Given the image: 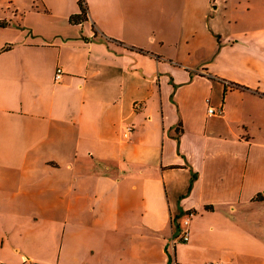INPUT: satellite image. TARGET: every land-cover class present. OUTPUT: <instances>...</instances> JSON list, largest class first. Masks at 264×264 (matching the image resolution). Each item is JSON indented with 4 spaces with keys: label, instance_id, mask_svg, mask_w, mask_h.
<instances>
[{
    "label": "crops",
    "instance_id": "obj_1",
    "mask_svg": "<svg viewBox=\"0 0 264 264\" xmlns=\"http://www.w3.org/2000/svg\"><path fill=\"white\" fill-rule=\"evenodd\" d=\"M82 1L0 0V264H264V0Z\"/></svg>",
    "mask_w": 264,
    "mask_h": 264
},
{
    "label": "built area",
    "instance_id": "obj_2",
    "mask_svg": "<svg viewBox=\"0 0 264 264\" xmlns=\"http://www.w3.org/2000/svg\"><path fill=\"white\" fill-rule=\"evenodd\" d=\"M212 2L214 0H211ZM62 74V69L60 67H57L55 75H54V79L58 80L60 78ZM135 107H139V103L135 102L134 103ZM222 112L221 107L219 108H214L212 106L208 107V113L209 114H220ZM132 129L131 126H126L125 131H124V135H126L128 132H130ZM193 215V211L192 210H188L186 212L183 213V218H182V227L180 229V240L186 241L188 240V236H189V222L190 219ZM211 264H230L229 262H223V261H214Z\"/></svg>",
    "mask_w": 264,
    "mask_h": 264
},
{
    "label": "trees",
    "instance_id": "obj_3",
    "mask_svg": "<svg viewBox=\"0 0 264 264\" xmlns=\"http://www.w3.org/2000/svg\"><path fill=\"white\" fill-rule=\"evenodd\" d=\"M80 12L78 15H73L70 17L72 22H78L86 19L87 10L82 0H79Z\"/></svg>",
    "mask_w": 264,
    "mask_h": 264
}]
</instances>
